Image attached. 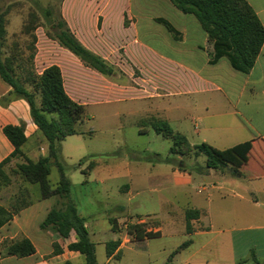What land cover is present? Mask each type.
Wrapping results in <instances>:
<instances>
[{
    "label": "crops",
    "instance_id": "obj_1",
    "mask_svg": "<svg viewBox=\"0 0 264 264\" xmlns=\"http://www.w3.org/2000/svg\"><path fill=\"white\" fill-rule=\"evenodd\" d=\"M141 1L137 0L136 5V0H63V20L84 47L108 62L113 74L117 71L114 65L129 61L152 78L142 80L140 88L113 84L107 93L92 89L97 93L94 101L134 102L126 107L134 119L119 117L109 120L106 126L120 132L124 139L121 141L125 142L130 132L150 136L151 129L145 124L165 120L175 132L186 136L192 146L206 143L227 150L252 142V149L241 167L226 163L219 168H208L206 161H200L202 155L192 154L184 166L180 154L169 152L164 156L158 150L146 148L149 154L142 156L134 150L125 155L126 179L119 184L118 170L122 167L92 162L88 169L83 166L86 157L81 158L83 162L67 174L77 213L85 219L92 240L96 246H102L106 256V243L120 240L114 254L107 256L103 264H116L128 244L138 246L145 242L148 248L151 239L158 237L172 240L165 247L168 254L188 252L183 264H238L252 254L264 259V44L248 73L235 69L226 57L212 63L213 43L195 15L181 11L171 0H158L163 11L146 16V24L142 26ZM246 1L264 26V0ZM160 18L168 21L176 33L158 21ZM170 48L172 55L167 52ZM62 50L71 55L55 57L58 61L46 65L39 73L50 65H58L67 93L84 104L87 112L90 102L75 97L72 87L89 91L85 89V79L90 72L84 70L75 54ZM45 54V60L53 58L52 50ZM165 69L172 74L173 81L164 85ZM11 91V85L0 75V164L15 150L4 132L8 125L24 127L27 140L21 147L22 157L37 161L48 156L49 142L35 123L29 103ZM98 94H108V98H99ZM129 127L134 130H128ZM152 131L163 136L153 127ZM194 166L197 172H192ZM54 170L56 177L51 180ZM60 178L58 167L52 165L49 175L52 186ZM26 183L19 197L10 199L17 211L0 228V252L6 244L28 238L35 253L6 256L0 264H84V255L69 248L77 240L75 231L64 238L53 227H42L50 210L61 207L63 200L58 196L42 198L39 184ZM181 192L188 200L186 206L179 213L168 210L165 223L164 209H170L174 197ZM0 205L12 210L6 204ZM149 206L153 209L149 210ZM190 209L198 213L188 221ZM112 219L117 221L116 230ZM108 222L117 236L104 240L99 235L100 229ZM135 222H149L147 230L159 232V236L133 239L127 230ZM198 238L202 239L196 245ZM183 239L190 240L189 244L181 246ZM259 242L263 244L262 254L256 248ZM253 249H258V254ZM203 251L209 253L206 260L196 259ZM135 256L142 258L138 253Z\"/></svg>",
    "mask_w": 264,
    "mask_h": 264
},
{
    "label": "trees",
    "instance_id": "obj_2",
    "mask_svg": "<svg viewBox=\"0 0 264 264\" xmlns=\"http://www.w3.org/2000/svg\"><path fill=\"white\" fill-rule=\"evenodd\" d=\"M174 5L185 13L196 16L202 28L213 43L211 62H217L221 57H226L232 66L248 73L255 65L264 44V26L253 8L246 0H171ZM47 16L50 10H45ZM172 32L176 33L173 26L164 19H158ZM55 39L73 54L78 56L83 63L105 75H111L113 68L92 51L84 47L72 33L66 22L60 18L52 21ZM6 28L0 23V75L11 85L12 94L25 99L31 109L32 117L49 142V154L33 161L25 157V161L18 165L23 179L29 183L40 186L41 197H60L61 207H54L42 223V227H53L64 238L72 231L76 232L77 240L69 245L70 250L80 252L85 257L84 264H100L96 253V243L92 240L90 231L85 226V219L77 213V208L71 198L72 183L65 172L61 160L62 142L70 135L85 134L84 124L87 112L84 104L75 101L66 91L62 70L58 65H50L41 73L31 72L27 76L20 75L12 57H2L5 42ZM155 130L164 137L172 140L170 153L195 156L205 155L208 168H219L226 163L241 167L249 158L252 142H246L236 147L219 150L206 143L192 146L187 137L175 132L165 120H153ZM4 132L13 143L15 150L10 157L0 164V188L9 183V177L4 171V166L12 157L23 155L22 146L27 138L23 126L8 125ZM83 161L77 165L79 166ZM52 165L59 169L61 178L56 186H52L49 175ZM92 162L90 167H92ZM75 166V168L77 167ZM17 209L9 210L0 205V228L9 222ZM198 211H187V219ZM113 229H117L116 219L111 220ZM150 223L135 222L129 225L128 234L135 240H143L159 236V232L147 230ZM189 230V229H188ZM120 244V240H111L106 243L107 256H112ZM189 242L182 246L188 245ZM60 249L56 250L59 252ZM35 253V246L28 238H22L5 245L0 252V260L6 256L25 257ZM238 264H264L255 254L248 259L241 260Z\"/></svg>",
    "mask_w": 264,
    "mask_h": 264
},
{
    "label": "rangeland",
    "instance_id": "obj_3",
    "mask_svg": "<svg viewBox=\"0 0 264 264\" xmlns=\"http://www.w3.org/2000/svg\"><path fill=\"white\" fill-rule=\"evenodd\" d=\"M142 1L144 12L140 23L143 26L146 24V20L144 19L146 16L158 15V12H162L163 9L159 7L158 0ZM62 5L63 0H0V23L3 22L6 28V38L3 44L2 57H12L14 59L15 68L20 75L27 76L33 71L39 73L46 65L58 61L55 57L59 55H71L69 52L62 50V48L65 47L55 39V31L52 29V21L57 22L62 18ZM138 6L141 7V5ZM45 10H50L51 15L47 16ZM147 40L153 43L151 39ZM48 49L52 50L53 58L45 60V53ZM167 52L172 55L171 48ZM82 64L85 66L84 70L90 72L85 79V84L87 85L85 89H89V91L82 92V90L78 91L76 88L71 87L74 91L72 94L75 97H79L82 101L90 102L89 106H87V115L84 124L82 125L86 133L70 135L62 142L64 147L61 160L65 167L66 175L79 164L81 158L84 159L86 157L83 166L88 169L90 168L91 162H100L101 164L108 163L117 167H122L118 170L117 182L119 184L126 179V173H124L126 153L135 150L140 151V155L146 156L149 153L146 152L145 149L149 148L158 150L164 156L169 155L172 147V140L161 135L157 136L152 131V127L154 128L153 123L152 125L151 123L145 124V127L151 129L150 136H148V134L136 136V134L130 132L127 134L128 140L125 141L126 143L121 141L124 140L121 133L114 129L110 130L106 125L109 124V120L119 119V117L128 121L134 119L126 110V107H130L134 102L132 103L131 100L124 102L107 100L94 101V96H96L97 93L94 94L92 92L93 89L98 93H107L109 87L113 84H126L140 88L142 80L152 78L144 75L139 65L129 61H124L123 64L119 63L118 65L113 64L117 71L115 74L112 73L111 75L99 73L97 70L86 66L83 61ZM163 77L162 82L164 85L173 81L172 74L169 73L167 69L164 70ZM164 79L168 82L164 81ZM97 97L108 98V94H98ZM118 111L123 112V115L117 116ZM128 130L134 129L129 127ZM114 151L116 153L111 156L108 155V153ZM92 152L97 155H90ZM191 156L192 154L190 153L181 156L184 161V166H187L185 161L187 162ZM25 160L24 157L18 155L4 166V171L10 180L9 183L0 188V203L6 204V206L8 205L10 208L12 207V210H14V204L10 202V199L12 197L18 198L24 185H27L18 169V165ZM200 161H206L205 155L200 156ZM193 168L192 172H197L196 167L194 166ZM55 177L56 170H54L51 180H54ZM187 201L184 193L181 192L177 194L174 197L172 208L164 209L162 215L164 217V222L167 220L166 215L168 210L179 213L180 210L186 206ZM148 209L152 210L153 208L149 206ZM99 235L104 240H110L117 236V232L111 229V224L108 222L101 227ZM201 239L202 238H198L196 245L199 244ZM171 241L172 240L167 238H154L149 242L148 248L145 247V242L138 243V246L128 244L127 247L122 249L120 254L121 258L116 260V264H172V262L173 264H183L184 259L189 255L188 252L168 254L165 251V247H168ZM189 241L188 239H183L181 244L183 245ZM261 242H263V239ZM261 242L258 243V247L256 248L260 249L263 247ZM96 247L98 259L103 264L106 262L107 256L102 252L101 245H97ZM136 250L140 252H136ZM194 250L195 248L191 251ZM257 250L258 249H253L252 252L258 254ZM260 252L262 254L263 251L260 249ZM135 253L142 255V258L136 257ZM207 255H209V253L205 251L200 252L196 255V259L205 261ZM223 256L226 258L225 255ZM260 260L263 261L264 259L260 258Z\"/></svg>",
    "mask_w": 264,
    "mask_h": 264
}]
</instances>
